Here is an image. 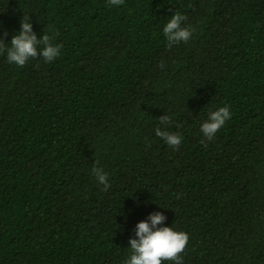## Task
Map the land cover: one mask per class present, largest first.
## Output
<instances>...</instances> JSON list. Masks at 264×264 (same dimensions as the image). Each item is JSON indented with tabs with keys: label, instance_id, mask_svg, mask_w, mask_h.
Segmentation results:
<instances>
[{
	"label": "trees",
	"instance_id": "obj_1",
	"mask_svg": "<svg viewBox=\"0 0 264 264\" xmlns=\"http://www.w3.org/2000/svg\"><path fill=\"white\" fill-rule=\"evenodd\" d=\"M177 11L195 31L168 48ZM24 15L61 54H0V264H123L156 211L188 234L183 264H264V0H0L6 42Z\"/></svg>",
	"mask_w": 264,
	"mask_h": 264
},
{
	"label": "clouds",
	"instance_id": "obj_2",
	"mask_svg": "<svg viewBox=\"0 0 264 264\" xmlns=\"http://www.w3.org/2000/svg\"><path fill=\"white\" fill-rule=\"evenodd\" d=\"M110 7H118L123 0H107ZM185 16L180 12H174L163 25L162 33L167 41L166 47L171 48L180 42L187 43L193 37L195 29L191 26H183ZM19 30L11 37L10 42L5 41L7 32L0 35V54L5 55L8 63L23 67L30 58L40 56L44 61L52 62L61 53V45L51 42L47 32L38 36L33 30V22L30 16H23L19 21ZM164 66L163 61L159 65ZM232 116L227 104L209 109L207 118L200 124V132L203 138L211 140L217 131ZM162 127L154 129L155 135L172 148H177L182 142V135L168 130L172 123V117L165 113L159 117ZM92 175L103 190L110 188L108 173L101 167L93 166ZM166 216L159 211L149 214L146 220H141L135 225V238H129V256L123 264H164L171 261L172 264H183V257L179 255L189 239L184 231L175 230L172 226H165Z\"/></svg>",
	"mask_w": 264,
	"mask_h": 264
}]
</instances>
